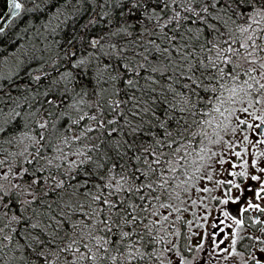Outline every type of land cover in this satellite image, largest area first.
Masks as SVG:
<instances>
[{
  "label": "snow or ice",
  "instance_id": "1",
  "mask_svg": "<svg viewBox=\"0 0 264 264\" xmlns=\"http://www.w3.org/2000/svg\"><path fill=\"white\" fill-rule=\"evenodd\" d=\"M3 2L5 9L4 11H0V35H3L6 29L15 23L22 12L33 13L39 11L43 13L44 11H48L47 21L44 26L52 34H56L61 26L67 23V17L61 19V10L64 6L55 7L57 0H40V3L32 0L33 7L31 8L25 7V4L21 0H3ZM170 2L177 4L178 0H130L131 8L133 9L139 8L140 4L143 3L145 5V13L148 12L147 6L150 4H155L161 10H167ZM42 5L46 7L42 8ZM53 7H55V11L51 10ZM181 10L184 13L183 15ZM153 15L157 20L160 19V15L155 9H153ZM149 18L151 19L152 17ZM173 21L177 22L178 27H183L180 21L197 25L195 29L197 39L193 47H195V44H199L200 53H207V56L195 60V62L190 60L191 54L185 50L188 41H185L181 35V42L177 44L175 43L177 36L175 34L169 36L164 30ZM91 23L92 19L90 18L84 26L86 30L87 25ZM155 27H159L160 32L158 35L167 44V47L162 48L154 41H148L147 43L152 45L161 56L167 54V57L173 60V71L175 72L179 69V76H176L173 82L179 83L181 78L185 81L182 84V88L187 93L183 97V103L186 106L181 107L180 111L188 112L196 116L198 114L197 104L205 99L208 101L205 107L210 108V111L200 113L202 119L199 121L194 120L193 123L212 126L213 121H217L214 128L216 138L210 140L211 143H220L223 140V136L220 135L221 132L230 130L235 133L241 125H246L248 128L256 130L264 126V0H179V9L174 10V14L164 24H158ZM120 31L125 30L121 29ZM172 31L175 33L176 29H172ZM187 31L190 33L193 29L189 27ZM116 34L118 33H113V35ZM209 36L213 38L208 39ZM201 37L203 38L202 40L200 39ZM172 49H175L179 54V62L172 56ZM148 51L149 49L145 48L144 52L138 53V55L143 57L145 63H138L135 55L129 58L121 54L120 62L111 65L106 64L101 71H107L109 74L108 78L111 81L122 80L123 77L131 73L133 74V78H128L126 81H123L126 83L125 90L135 88L137 87V81L143 78L138 69L146 68L148 61V55L146 53ZM213 53L214 55H212ZM30 59L37 61V63L41 60V58L35 55L30 57ZM84 63H86V60L81 59L73 64V67L78 68ZM184 65H187V68ZM38 71L43 73L44 77L47 78V72L44 68L41 67ZM152 71H158V69L153 68ZM112 73H115V75ZM73 75L71 71L62 75L65 84L72 82ZM5 79L11 81L12 74L5 77L0 73V81ZM29 79L40 81L42 77L39 74L33 77L29 73ZM147 79L152 80L151 77ZM53 82L55 83L56 81ZM4 90L5 85L0 83V93H3ZM202 92L210 95L202 96ZM44 95L47 96L48 93L45 92ZM9 99L15 101L16 98L9 96ZM130 99L136 100V97L132 95ZM4 100L5 96L0 95V104ZM56 102L55 100H49L48 104L51 105ZM18 107V104L12 107L4 104L3 107H0V154L6 151L4 148L5 143L13 146L17 140L16 133L12 131L17 123L20 124L21 128L26 129L28 127L22 116V112L17 111ZM172 107H175V105ZM6 108L7 111H5ZM118 108L119 104L113 108V112L115 113ZM135 108L136 105L134 104L133 109L129 110L134 117L140 114L134 110ZM167 111L165 109L166 114ZM148 112H152L154 116L156 115L153 108L144 107L143 113ZM257 112L260 115H257ZM237 113L251 117L253 120H259V124H250L247 118H241V115H237ZM31 115L35 114L33 113ZM86 116L87 113L81 116L80 120H84ZM203 117L211 118L205 120ZM88 118L94 122L96 128L106 129L109 138L118 131V128L115 126L117 125L115 118L108 119L107 121L98 115H91ZM141 118L143 119L142 116ZM173 119L175 118L169 117L166 123L157 117L159 127L164 129V137L161 138L160 133L157 132L149 140L142 141L139 145L135 142V136L139 131H142V128L133 127L132 135L134 139L133 143L128 144V147L133 151L142 150L141 154L135 157L137 161L143 162L142 165L134 167L130 171L127 165L121 167L120 172L116 174L119 176V179L111 176L109 182L104 186L110 191L105 194L101 190L98 194L92 196V201L96 206L88 205V211H84L85 206L80 205L79 211L75 207L71 209V215L61 210L59 218L55 215L49 216V219L53 220L58 226L56 231L49 233L51 237L50 241L39 238L40 233L46 231V229L42 228L39 221L28 224V218L24 217L23 214L17 215L13 213L9 215L4 211L5 209L13 208V206L17 208L24 207V211H27V207L25 206H30L33 201L40 199V195L37 193V187L45 184L49 179L48 177L42 179L41 175H39V173L43 172L44 166L37 167L32 171H29L28 168H23L22 172L13 171L10 167L8 173H11L13 177H29V180L24 181L22 184L13 183L8 178V174L0 172V181H8L7 185L0 182V225H2L0 226V256H2L5 247L3 242L13 239L11 233L21 232L28 236L34 242V245L40 246L41 251H38V254H43V246L51 243L57 248L56 255L67 252L74 257L71 264H89V262L90 264H118V262H122L124 259L129 261L138 258L144 260L145 253L140 248L135 247V243L131 239L133 232L140 227V222L148 216H157L159 209H168L171 207L170 204L163 202L165 193L169 194V198L172 195L170 181L173 177L167 173H174L176 171L174 167L176 161L171 158L175 157L181 151V147L175 146L178 143L177 137H183L184 132L191 127V125L186 123L182 124L179 119H176L177 132L174 135L168 131ZM233 121L236 123L230 127ZM73 123H79V121H73ZM129 124L130 122L125 119V126ZM109 125H113V127L108 128ZM38 126L42 131L35 136H29L27 131L21 132V136L31 140L35 147V153H28L31 156V159L27 161L28 164H32L33 162L38 163L39 160L45 159L43 151L52 147V137L60 131L58 124L52 125V132L48 131L49 125L47 122H41ZM94 130V127L89 125L84 132H81L79 136H75L74 139H89L88 134ZM205 135L207 134L205 133ZM95 139H101V137H96ZM244 139L247 140V136ZM64 143H67V140ZM260 143L264 144V141H260ZM84 147L87 148L88 146L85 145ZM165 149H168V151L165 152ZM93 150H104L106 153L111 150V143L103 140L101 143L93 142L91 149H88V151ZM26 151L27 149H25ZM201 151L204 150L202 149ZM9 155H16V153H9ZM20 155L23 156L24 153L22 152ZM75 155L80 157V159L69 160L68 163L71 168L79 169L80 166L88 165L90 162L94 163L93 157L79 148ZM212 155H215V153H212ZM261 155H264V153H261ZM60 158L67 159L62 151ZM52 163L53 159H47V165H52ZM252 163L254 166L255 161H252ZM3 164L4 161L0 160V167ZM56 167L59 168L60 165H56ZM96 167L99 168L101 165L97 164ZM108 171L111 173L113 170L108 169ZM261 171H264V169H261ZM85 174L88 175L87 172ZM235 175L243 177L246 173L240 171L235 173ZM208 178L211 179L210 176ZM251 179L256 180L257 177L252 176ZM86 183L87 181H85ZM229 183L233 188L238 189L240 187L235 181H229ZM55 187L58 189L62 188L63 183L58 182ZM97 187L100 186L97 185ZM184 190L187 191L186 188ZM204 191H208V189L205 188ZM26 195L30 198L25 199L24 197ZM252 195L258 200H264V183H261L259 190L254 189ZM175 198L179 199L178 193L175 195ZM231 199L232 197L229 196V200ZM195 203L193 201V204ZM221 203L227 204L229 201L225 200ZM154 204L156 205L155 207H153ZM48 207L51 212V205ZM65 207H69V205ZM249 208L264 213V207L252 202H249L247 208L242 209V211L247 212ZM172 210L175 212L181 211V209L176 207H172ZM184 210L186 211L187 209ZM77 214L81 216V219L78 221L73 220L72 216ZM224 215L232 220L235 225V229L232 232L231 251L221 249L227 252L224 258L227 260L230 256H241L243 264H247L248 259L254 261V264H264V248H261L258 253L250 254L246 259L243 258L242 253L236 251L237 242L244 239L236 231V229L243 228V221L229 216L227 212ZM161 219L167 222L169 217L163 215ZM176 219L179 220L180 216H177ZM157 223L159 221H153L152 224H144L143 232H137V235H140L141 238L151 236L157 243H160L164 240V236H152L154 226ZM253 223H259V221L254 219ZM13 224L16 227H13ZM22 224H28V227L21 229L19 226ZM163 227V224H160V229H157V231L163 230ZM6 228L10 229V232H6ZM29 229L33 231L39 229L40 231L36 235H32ZM60 231H64L66 234L69 232L72 233L67 244L57 243ZM260 231L264 232V228H261ZM97 233H103V235H98ZM249 239L258 238L249 237ZM85 240L88 242L85 243ZM169 243L174 247V242ZM220 243H223V241ZM34 245L30 243L28 246L32 247ZM253 246L246 245L245 247ZM81 248L86 251H82ZM125 248L127 249L126 256L124 254ZM171 250V247L165 249V251ZM114 251L119 252L120 256L112 255ZM163 255V252L153 251L147 253V258L151 259L152 257H156L160 259ZM181 260L183 264V258ZM65 264H69V262L66 260ZM161 264H163L162 260Z\"/></svg>",
  "mask_w": 264,
  "mask_h": 264
},
{
  "label": "trees",
  "instance_id": "2",
  "mask_svg": "<svg viewBox=\"0 0 264 264\" xmlns=\"http://www.w3.org/2000/svg\"><path fill=\"white\" fill-rule=\"evenodd\" d=\"M21 2L27 8L33 7L32 0H21ZM36 3H40V0H36ZM61 5L64 6L61 10V19L67 17V23L62 25L56 34H52L44 26L48 11L43 13L37 11L33 13L22 12L15 23L7 28L3 35H0V63L15 54L14 58L16 57L19 60V70L12 75V80L0 81L5 85L4 92L0 93V95L5 96V100L0 104V107H3V104H7L8 107L18 104L17 110L22 112L25 122H29L26 129L21 128L19 123L14 126L12 131L16 133L17 140L20 141L21 132L24 130L29 133V136H35L42 131L38 126L41 122L48 123L49 132L53 131L52 125L54 124H58L60 127L59 133L52 137V147L43 151L45 159L39 160L38 163L28 164V159H31V156H29L15 163L16 172H22L23 168L32 171L37 167L44 166L43 172L39 175L42 179L45 177L49 179L45 184L37 187L40 199L33 201L30 206H25L27 211H24V207L17 208L16 206L4 210L9 215L13 213L23 214L24 217L28 218V224L39 221L42 228L46 229V231L40 233L39 238L49 241L51 240L49 233L58 229V226L53 220L49 219V216L55 215L59 218L61 209L71 215V209L75 207L79 211L80 205L85 206L84 211H88V205L96 206L92 201V196L98 194L101 190L107 194L110 190L104 186L109 182L111 176L119 179L116 174L120 172L121 167L127 165L130 171L132 168L142 165V161L135 159L137 155L141 154L142 150L133 151L128 147V144L133 143V127L142 128V131H139L135 136V142L139 145L142 141L149 140L157 132L160 133L161 138L164 137V129L159 127L157 117L166 123L169 117L175 118L168 128V131L174 135L177 132L176 119H179L182 124L191 125L184 132L183 137H177L178 143L175 146L181 147V151L171 158L176 161L178 168H180L186 163V160H190L187 151L191 150L192 152L196 149L200 135L203 133L202 127L205 126V124H195L193 121L202 119L200 113L210 111V108L205 107L208 103L207 99L197 104L198 114L196 116L180 111L181 107L186 106L183 103V97L187 93L182 88L185 81L181 78L179 83H174L175 77L179 76V69L173 71V60L168 58L167 54L161 56L152 45L147 43L148 41H154L162 48L167 47V44L158 35L160 32L159 27L155 26L164 24L174 14V10L179 9V0L177 4L170 2L167 10H161L155 4H150L147 6V13L144 11L145 5L143 3L140 4L139 8H131L130 0H57L55 7ZM44 7L46 6L42 5V8ZM55 7L51 10L55 11ZM4 9L5 4L3 0H0V11H4ZM153 9L159 13V20L153 15ZM181 12L183 15L182 10ZM90 18L92 23L87 25L86 30L84 26ZM180 24L183 27H178L177 22L173 21L164 30L169 36L174 34L177 36L175 41L177 44L181 42V35L185 41H188L185 50L191 54L190 60L192 62L207 56V53H200L199 44H195V47H193L197 39L195 33L197 25H192L186 21H180ZM189 27L193 29L190 33L187 31ZM121 29L125 31H120ZM172 29H176V32L174 33ZM113 33L118 34L113 35ZM212 38L211 36L208 37V39ZM145 48L149 49L146 53L148 55L147 66L145 69H138L143 78L137 81V87L125 90L126 83L123 81L133 78L131 73L123 77L122 80L111 81L108 78V72L101 71L106 64L111 65L120 62L121 54L129 58L135 55L138 63H145L143 57L138 55V53L144 52ZM33 55L41 58L39 63L30 59ZM172 56L176 61H180V56L175 49H172ZM81 59H85L86 63L80 65L81 67L74 68L73 64ZM41 67L47 72V78L38 71ZM184 67L187 68V65H184ZM153 68L158 69V71H152ZM69 71L74 74L72 82L65 84L62 75ZM29 73L33 77L39 74L42 79L40 81L30 80ZM112 74L115 75V73ZM148 77H151L152 80H148ZM45 92L48 93L47 96L44 95ZM132 95L136 97V100L130 99ZM201 95L210 94L202 92ZM9 96L15 97V101L12 102L13 100L9 99ZM49 100L57 102L49 105ZM76 102H79V108L74 109L73 104ZM117 104H119V108L114 113L113 108ZM134 104L136 105L134 110L140 113L135 117L129 111L133 109ZM173 105L175 107H172ZM144 107L153 108L156 115L154 116L152 112L143 113ZM165 109L168 110L167 114ZM5 111H7V108ZM30 113L35 114L33 119L27 118ZM86 113L85 119L80 120V117ZM91 115L102 116L105 121L115 118L117 120L115 126L118 131L109 138L106 129L96 128L94 122L88 118ZM208 118L211 117H203L205 120ZM125 119L130 122L128 126H125ZM73 121H79V123H73ZM89 125L95 129L88 134L89 139L75 140L74 137L79 136ZM111 127L113 125L108 126V128ZM96 137H101V139H95ZM65 140H67V143H64ZM102 140L111 143V150L106 153L104 150L88 151V149H91L93 142L101 143ZM26 142L28 153H35V147L31 140L26 138ZM85 145L88 147L85 148ZM78 148L91 155L94 163L80 166L79 169L71 168L68 161L80 159L75 155ZM61 151L67 159L60 158ZM167 151L168 149H165V152ZM0 157L8 159V156L4 153L0 154ZM56 157L58 158L56 159ZM47 159H53L52 165H47ZM97 164L101 167L97 168ZM56 165H60V167L57 168ZM108 169L113 171L109 173ZM86 172L88 175L85 174ZM9 179L13 183L22 184L24 181L29 180V177L20 178L11 175ZM85 181H87L86 184ZM58 182L63 183L62 188L55 187ZM97 185L100 187H97ZM24 198L29 199L30 197L26 195ZM70 198L71 201H69ZM66 204L69 207L65 209ZM49 205H51V212L49 211ZM72 219L78 221L81 216L77 214L72 216ZM145 220L140 222L139 228L144 226ZM28 224H22L19 227L23 229L28 227ZM13 227H16V225L13 224ZM5 231L10 232V229L6 228ZM29 231L32 232V235H36L40 230L33 231L29 229ZM137 232H142V230L138 229L137 231L136 229L131 239L135 243V247L140 248L145 253V258H147V253L153 249V243L146 241L145 237L141 238L140 235H137ZM11 234L13 239L3 242L5 247L2 256H0V264H65L66 260L71 264L74 259L67 252L56 255L57 248L51 243L43 246V254H38V251H41L40 246L34 245V242L28 236L21 232ZM97 234L103 235V233ZM159 235H162V233ZM71 236L72 233L70 232L66 234L64 231H60L57 243L67 244ZM154 236H156L155 233ZM147 237L154 240L151 236ZM84 242L87 243L88 241L85 240ZM30 243L34 246L29 247ZM160 243L158 245L161 246ZM162 249L163 247H159L157 252ZM81 250L86 251L83 248ZM124 254L127 255V250H124ZM112 255L119 257L120 253L114 251ZM128 262L127 259H124L118 264H143L144 260L138 258L128 260Z\"/></svg>",
  "mask_w": 264,
  "mask_h": 264
},
{
  "label": "flooded vegetation",
  "instance_id": "3",
  "mask_svg": "<svg viewBox=\"0 0 264 264\" xmlns=\"http://www.w3.org/2000/svg\"><path fill=\"white\" fill-rule=\"evenodd\" d=\"M237 115L247 118L250 124H259V120H253L240 113ZM257 115L260 113L257 112ZM235 123L233 121L230 127ZM210 134L214 135L212 136L214 140L215 134ZM220 135L223 136V140L218 143L217 150L213 152L215 155L210 152L200 158L197 170L194 172L190 170L187 176L189 180L195 179V183L202 185L197 195H192L187 208L186 221L183 219L185 221L183 224L186 223L185 235L188 231L190 232L192 243L188 248L186 247V252L177 250L181 257H188L191 264H243L241 256H230L226 260L224 257L227 252L221 250L231 251L232 232L235 229L233 221L225 217V212L243 221V228L236 229L244 238L236 245V251L242 253L243 258L246 259L250 254L258 253L261 248H264L262 243L264 232L260 231L264 228V213L251 208L247 212L242 211L247 208L249 202L264 207V200H258L252 195L253 190H259L261 183H264V171H261L264 169V155H261L264 153V144L260 143L264 141V126L256 130L241 125L235 133L229 130L221 132ZM245 136L247 140L244 139ZM252 161H255L254 166ZM202 165H207L206 172L203 171ZM240 171H244L246 175L243 177L235 175ZM209 176L211 179L208 178ZM252 176H256L257 179L252 180ZM229 181H235L240 187L233 188ZM205 188L208 191H204ZM229 196L232 197L231 200ZM225 200L229 203H221ZM193 201L196 203L193 204ZM254 219L259 223H253ZM188 222L191 227L189 230ZM249 237L258 239H249ZM221 241L223 243H220ZM246 245L254 246L245 247ZM247 264H254V261L248 259Z\"/></svg>",
  "mask_w": 264,
  "mask_h": 264
},
{
  "label": "rangeland",
  "instance_id": "4",
  "mask_svg": "<svg viewBox=\"0 0 264 264\" xmlns=\"http://www.w3.org/2000/svg\"><path fill=\"white\" fill-rule=\"evenodd\" d=\"M116 1H119V0H116ZM14 56L15 55L11 56L10 58L4 59L0 64V73H2L5 77H8L9 74L13 75L19 70L18 68L19 60L17 58L15 59ZM13 63L15 65H13ZM78 105H79V102L74 103L73 104V106L75 107L74 109L79 108ZM31 114L32 113L28 114L27 118L33 119V115ZM216 123L217 121H213L212 126H208L207 124H205V126L202 127L203 133H201L200 135V138L197 142L196 149L192 152L191 150L187 151V153L189 152L188 156L190 160L189 161L186 160V163L182 165L180 168H178L177 164L175 163L174 164V167L176 168L175 174L167 173L169 176L173 177V179L170 181V191L172 195H171V198H169V194L165 193L163 202L170 204L171 207H169L168 209H159L157 216H148L144 223V224H152L153 221H159V223H157L154 226L152 236H154V233L156 237L164 236V240L160 243L161 246L158 245L156 240H150V238L147 236H145V238H146V241L153 243V247H152L153 249L149 250L148 253H151L153 251L157 252V249L159 247H163V249L159 252H163L164 255L160 259H157L156 257H152L151 259L145 258L143 264H161V260L163 261V264H182L181 258H183V264H188L189 262L188 257H184V256L181 257L180 254L177 253L178 252L177 250H183L184 252H186V247L188 248V246L192 243V235L190 234V232L188 231L186 234L189 239H187L185 232H184L186 223L184 225L183 222L186 221L185 218H187L186 216L188 214V210L185 211L184 209H187L189 207V203H190L189 201L191 200L192 195L196 196L199 189L202 187V185L199 183H195V179L193 181L189 180L188 178H186V175L189 173L190 170H192L193 172L197 170L196 168L200 165V162H198L200 158L205 157V155H207L208 153L210 152L213 153L217 150L218 144L210 142V140H212V136H214L213 134H210V133H214V128H215ZM205 133L207 135H205ZM4 148L6 150L4 154L8 156V159H3L0 157V160L4 161L3 166L0 167V172L8 174V178H10L11 173H8V169L11 167L13 171L17 170L15 169L16 167L15 163L16 161H18V157H19V160L29 157L28 151L25 152V149H27L26 138L22 136L20 138V141L16 140L14 142L13 146H9L8 144L5 143ZM202 149L204 151H201ZM14 152L16 153V155H10L9 157V153H14ZM22 152L24 153V155L26 154L25 155L26 157H23L24 155L22 157L20 156V153ZM57 158L58 157H56V159ZM202 168H203V171L205 172L207 171V165H202ZM0 182H3L5 185L8 184L7 180L0 181ZM185 188L187 189V191L184 190ZM177 193L179 194V199L175 198V195ZM69 201H71V198ZM156 203H159V202H156ZM155 206L156 205L154 204L153 207ZM172 207L179 208L181 209V211L175 212L172 210ZM163 215H167L169 217V220L167 222H164L161 219ZM177 216H180V219L176 221L175 219ZM160 224H163L164 226L163 230H159L156 232V228L160 229ZM157 225L159 226L157 227ZM189 227H190V224L188 222V230H189ZM143 228L144 226L138 229L140 231L142 230L143 232ZM161 233L162 235H159ZM169 242H174V247ZM169 247H171L172 250L165 251V249H168Z\"/></svg>",
  "mask_w": 264,
  "mask_h": 264
},
{
  "label": "bare ground",
  "instance_id": "5",
  "mask_svg": "<svg viewBox=\"0 0 264 264\" xmlns=\"http://www.w3.org/2000/svg\"><path fill=\"white\" fill-rule=\"evenodd\" d=\"M114 3V2H113ZM117 5V4H116ZM114 9V8H113ZM136 9V8H135ZM136 11V10H135ZM32 42V41H31ZM22 44V43H21ZM27 44V43H26ZM31 45V44H30ZM21 49V48H20ZM24 49V48H23ZM19 51V50H18ZM24 52V51H23ZM32 54V53H31ZM16 55V54H15ZM26 57V56H25ZM15 59H16V57H15ZM10 60V59H9ZM25 60V59H24ZM21 61V60H20ZM22 62V61H21ZM1 64V63H0ZM9 64V63H8ZM13 65H15L14 63H13ZM12 65V66H13ZM81 67V66H80ZM4 69V68H3ZM54 70H55V68H54ZM7 75V74H6ZM13 77V76H12ZM30 84V83H29ZM24 92V91H23ZM26 93V92H25ZM6 102V101H5ZM9 102V101H8ZM12 102H14V101H12ZM4 105V104H3ZM53 116V115H52ZM25 118V117H24ZM54 118V117H53ZM60 119V118H59ZM58 119V120H59ZM30 121V120H29ZM55 121V120H54ZM59 122V121H58ZM29 123V122H28ZM27 123V124H28ZM52 123V122H51ZM36 126V125H35ZM63 134V133H62ZM61 135V134H60ZM59 136V135H58ZM56 138V137H55ZM58 138V137H57ZM104 140V139H103ZM130 141V140H129ZM98 142V141H97ZM101 142V141H100ZM14 149V148H13ZM17 150V149H16ZM15 153V152H14ZM97 153V152H96ZM100 154V153H99ZM99 154H97V155H99ZM26 155V154H25ZM23 156V157H26V156ZM21 156V155H20ZM22 157V156H21ZM14 159H15V157H14ZM18 160H19V157H18ZM91 163V162H90ZM90 171V170H89ZM64 202H65V200H64ZM60 203V202H59ZM52 204V203H51ZM67 205V204H66ZM78 207V206H77ZM65 209H66V207H65ZM78 209V208H77ZM62 210V209H61ZM44 215V214H43ZM46 215H47V213H46ZM44 218V217H43ZM48 219V218H47ZM22 237H23V235H22ZM21 237V238H22ZM15 242V241H14ZM20 245V244H19ZM19 250V249H18ZM17 251V250H16Z\"/></svg>",
  "mask_w": 264,
  "mask_h": 264
}]
</instances>
